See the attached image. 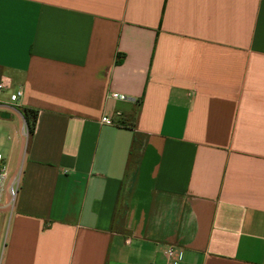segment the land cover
<instances>
[{"label":"crops","instance_id":"1","mask_svg":"<svg viewBox=\"0 0 264 264\" xmlns=\"http://www.w3.org/2000/svg\"><path fill=\"white\" fill-rule=\"evenodd\" d=\"M3 76L0 264H264V0H0Z\"/></svg>","mask_w":264,"mask_h":264},{"label":"built area","instance_id":"2","mask_svg":"<svg viewBox=\"0 0 264 264\" xmlns=\"http://www.w3.org/2000/svg\"><path fill=\"white\" fill-rule=\"evenodd\" d=\"M11 89V81L10 78L3 76L0 78V91H9ZM23 95V90L21 88H18L16 91H14L13 93L10 94L9 96V100L10 102L14 103L17 102L18 99ZM112 98L114 99H120V97L118 95H112ZM102 122L106 123V124H111L112 121L109 118H103ZM4 173V157L3 155L0 153V182H1V178L3 176ZM18 184H19V180L18 179H14L11 181V183L8 186V196H9V200L10 203H13L17 193H18ZM166 256L167 258L172 261V264H177L176 262V253L175 250L173 248H169L166 251Z\"/></svg>","mask_w":264,"mask_h":264},{"label":"trees","instance_id":"3","mask_svg":"<svg viewBox=\"0 0 264 264\" xmlns=\"http://www.w3.org/2000/svg\"><path fill=\"white\" fill-rule=\"evenodd\" d=\"M22 116L26 123L28 135L31 136L36 127L37 111L32 109H23Z\"/></svg>","mask_w":264,"mask_h":264},{"label":"water","instance_id":"4","mask_svg":"<svg viewBox=\"0 0 264 264\" xmlns=\"http://www.w3.org/2000/svg\"><path fill=\"white\" fill-rule=\"evenodd\" d=\"M7 116V115H6Z\"/></svg>","mask_w":264,"mask_h":264}]
</instances>
